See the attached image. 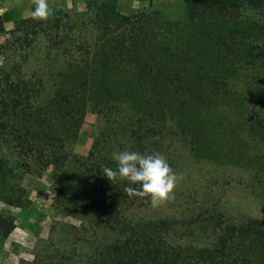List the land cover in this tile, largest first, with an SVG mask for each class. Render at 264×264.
<instances>
[{
    "label": "trees",
    "instance_id": "16d2710c",
    "mask_svg": "<svg viewBox=\"0 0 264 264\" xmlns=\"http://www.w3.org/2000/svg\"><path fill=\"white\" fill-rule=\"evenodd\" d=\"M33 8V7H31ZM117 0L58 8L6 30L0 16V205H31L25 175L62 173L58 221L20 264H264V220L220 210L151 217L149 199L104 167L114 151L251 167L264 190V0H183V17L126 14ZM32 10V9H31ZM103 119L86 155L72 152L86 113ZM0 209V239L15 229Z\"/></svg>",
    "mask_w": 264,
    "mask_h": 264
},
{
    "label": "rangeland",
    "instance_id": "374dc122",
    "mask_svg": "<svg viewBox=\"0 0 264 264\" xmlns=\"http://www.w3.org/2000/svg\"><path fill=\"white\" fill-rule=\"evenodd\" d=\"M87 1L48 0L49 15L58 8L70 12L82 11ZM31 3L33 7V1ZM117 3L119 10L126 14L153 8L179 19L184 13L183 0H117ZM81 125L80 135L72 145V152L86 155L101 130L103 119L89 110ZM172 151L176 159L174 171L179 177L178 182L169 199L156 207L150 203L147 205L144 209L146 215L188 218L189 215L194 216L202 211L218 209L231 221L248 217L264 220V190L258 184L251 167L239 166L233 162L218 165L215 161L198 160L183 141H174ZM62 176V173L52 167L42 175L27 174L23 184L29 190L31 205L26 209L0 205L1 210L9 209L15 214L14 235L24 240V243L13 241L5 247V239H0V264H20L23 257L32 260L38 241L48 236L51 225L61 220L75 224L73 217L59 214L54 206L55 200H63L65 197L60 191Z\"/></svg>",
    "mask_w": 264,
    "mask_h": 264
},
{
    "label": "clouds",
    "instance_id": "9594fccd",
    "mask_svg": "<svg viewBox=\"0 0 264 264\" xmlns=\"http://www.w3.org/2000/svg\"><path fill=\"white\" fill-rule=\"evenodd\" d=\"M33 5L31 18L44 20L49 16L48 0H33ZM111 159L115 168L104 167L102 172L110 180L119 178L131 185H139L138 191L128 188V193L147 197L153 207L171 197L179 177L163 154L121 150L114 151Z\"/></svg>",
    "mask_w": 264,
    "mask_h": 264
},
{
    "label": "crops",
    "instance_id": "0c3cea01",
    "mask_svg": "<svg viewBox=\"0 0 264 264\" xmlns=\"http://www.w3.org/2000/svg\"><path fill=\"white\" fill-rule=\"evenodd\" d=\"M32 1L33 0H0V16L2 15L4 18V27L6 30L13 27V23L16 18L30 15ZM5 38L6 34L0 33V44H2ZM17 237L18 236L14 235V231H12L8 237H5L4 246L8 247L13 241L24 243V240H20ZM23 259L26 260V257H23ZM4 264L8 263L5 262Z\"/></svg>",
    "mask_w": 264,
    "mask_h": 264
}]
</instances>
